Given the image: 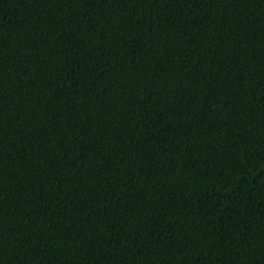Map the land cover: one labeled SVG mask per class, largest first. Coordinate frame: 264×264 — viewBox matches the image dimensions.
<instances>
[{"label":"trees","instance_id":"trees-1","mask_svg":"<svg viewBox=\"0 0 264 264\" xmlns=\"http://www.w3.org/2000/svg\"><path fill=\"white\" fill-rule=\"evenodd\" d=\"M0 264H264V0H0Z\"/></svg>","mask_w":264,"mask_h":264}]
</instances>
